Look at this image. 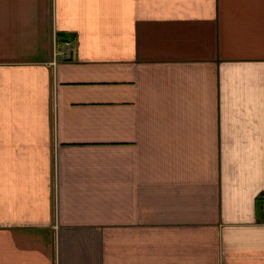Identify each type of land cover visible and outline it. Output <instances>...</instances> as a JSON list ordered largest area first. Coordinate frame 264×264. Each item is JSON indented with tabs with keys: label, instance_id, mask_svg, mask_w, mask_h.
Masks as SVG:
<instances>
[{
	"label": "crops",
	"instance_id": "0c3cea01",
	"mask_svg": "<svg viewBox=\"0 0 264 264\" xmlns=\"http://www.w3.org/2000/svg\"><path fill=\"white\" fill-rule=\"evenodd\" d=\"M263 196L264 0H0V264H264Z\"/></svg>",
	"mask_w": 264,
	"mask_h": 264
},
{
	"label": "built area",
	"instance_id": "2783aa9c",
	"mask_svg": "<svg viewBox=\"0 0 264 264\" xmlns=\"http://www.w3.org/2000/svg\"><path fill=\"white\" fill-rule=\"evenodd\" d=\"M61 57H65V52L58 48L57 40L55 37L54 40V49H53V64H56L58 59Z\"/></svg>",
	"mask_w": 264,
	"mask_h": 264
},
{
	"label": "trees",
	"instance_id": "16d2710c",
	"mask_svg": "<svg viewBox=\"0 0 264 264\" xmlns=\"http://www.w3.org/2000/svg\"><path fill=\"white\" fill-rule=\"evenodd\" d=\"M59 39L60 40H69L70 39V35L67 33H59L58 34ZM262 204L264 205V196L262 197Z\"/></svg>",
	"mask_w": 264,
	"mask_h": 264
},
{
	"label": "rangeland",
	"instance_id": "374dc122",
	"mask_svg": "<svg viewBox=\"0 0 264 264\" xmlns=\"http://www.w3.org/2000/svg\"><path fill=\"white\" fill-rule=\"evenodd\" d=\"M263 207H264V205H263Z\"/></svg>",
	"mask_w": 264,
	"mask_h": 264
}]
</instances>
